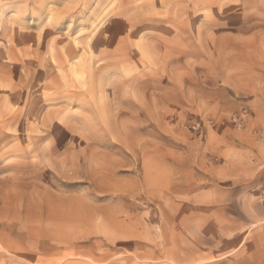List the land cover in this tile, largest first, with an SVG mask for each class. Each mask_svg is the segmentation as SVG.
<instances>
[{
  "label": "rangeland",
  "instance_id": "1",
  "mask_svg": "<svg viewBox=\"0 0 264 264\" xmlns=\"http://www.w3.org/2000/svg\"><path fill=\"white\" fill-rule=\"evenodd\" d=\"M0 264H264V0H0Z\"/></svg>",
  "mask_w": 264,
  "mask_h": 264
},
{
  "label": "bare ground",
  "instance_id": "2",
  "mask_svg": "<svg viewBox=\"0 0 264 264\" xmlns=\"http://www.w3.org/2000/svg\"><path fill=\"white\" fill-rule=\"evenodd\" d=\"M81 66V65H80ZM79 67V66H78ZM79 69H81V68H79ZM86 70V69H85ZM81 71V70H80Z\"/></svg>",
  "mask_w": 264,
  "mask_h": 264
}]
</instances>
